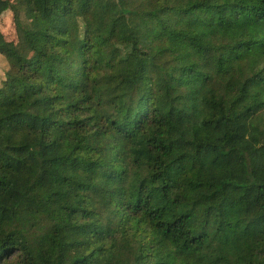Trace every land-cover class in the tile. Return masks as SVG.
Here are the masks:
<instances>
[{
    "label": "trees",
    "instance_id": "16d2710c",
    "mask_svg": "<svg viewBox=\"0 0 264 264\" xmlns=\"http://www.w3.org/2000/svg\"><path fill=\"white\" fill-rule=\"evenodd\" d=\"M4 11L0 264H264V0Z\"/></svg>",
    "mask_w": 264,
    "mask_h": 264
},
{
    "label": "rangeland",
    "instance_id": "374dc122",
    "mask_svg": "<svg viewBox=\"0 0 264 264\" xmlns=\"http://www.w3.org/2000/svg\"><path fill=\"white\" fill-rule=\"evenodd\" d=\"M139 0H136V2H138ZM142 1V0H141ZM147 1V0H144V2ZM118 4H113L112 9H117L118 7ZM118 14L119 15H122L120 13V11H118ZM123 15L124 16H127L128 17V20H129V27L132 28L134 26V23L137 22L139 24L142 23V25L144 26H138V30H140L139 32H142L144 29H145V22L143 20V18H140V21L137 19L135 22L132 21L133 17L136 18L137 16L134 15L132 13V11H125L123 12ZM23 18H28L29 20H32L33 19L29 16H26V15H22ZM122 24V23H121ZM120 24V25H121ZM0 30L2 32V34L4 35L6 41L8 43H10V45L13 47V48H16L17 50H19L20 52H22L23 54L26 52V46H25V43L23 42V34H22V31L20 30V27H19V24H18V20L16 18H14L9 12H2L0 13ZM153 32H148L146 33L145 35L149 36V35H152ZM8 70V63L6 62L5 58L0 55V82L1 80H3L4 78V75L5 73L7 72Z\"/></svg>",
    "mask_w": 264,
    "mask_h": 264
}]
</instances>
